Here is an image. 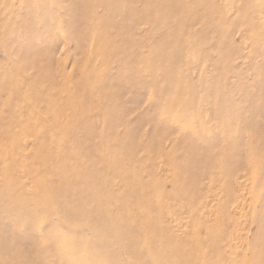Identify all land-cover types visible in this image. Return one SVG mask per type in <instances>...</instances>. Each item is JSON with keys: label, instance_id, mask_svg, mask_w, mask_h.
<instances>
[{"label": "rangeland", "instance_id": "rangeland-1", "mask_svg": "<svg viewBox=\"0 0 264 264\" xmlns=\"http://www.w3.org/2000/svg\"><path fill=\"white\" fill-rule=\"evenodd\" d=\"M0 264H264V0H0Z\"/></svg>", "mask_w": 264, "mask_h": 264}]
</instances>
